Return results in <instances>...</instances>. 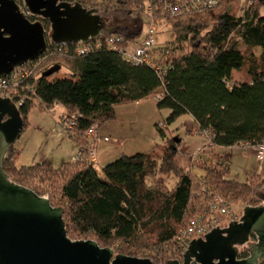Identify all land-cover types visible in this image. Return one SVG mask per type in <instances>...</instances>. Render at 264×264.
I'll list each match as a JSON object with an SVG mask.
<instances>
[{"label": "trees", "instance_id": "1", "mask_svg": "<svg viewBox=\"0 0 264 264\" xmlns=\"http://www.w3.org/2000/svg\"><path fill=\"white\" fill-rule=\"evenodd\" d=\"M77 1L86 8L95 6H88L86 0ZM144 1L98 3L101 9L129 11L135 16V32L120 25L113 30L131 40L144 30ZM224 1L201 12L164 17L176 35L159 62L165 67L164 77L156 67L127 62L105 41L91 53L78 55V43L49 40V46L59 52L47 54L35 68V98L48 107L64 106L67 116L74 119L67 135L81 147L87 145L86 133L93 123L102 125L115 118L116 105L139 101L162 88L163 97L157 106L170 110L168 124L190 114L193 120L185 122L187 130H207L208 147L225 149L223 154L214 155L212 164H196L206 176L194 178L191 170L195 158L179 151L174 141L163 155L155 151L157 145L149 152L124 154L101 170L89 160L87 151L78 161L57 168L49 159L18 166L20 150L12 146L4 170L12 180L40 195L48 194L53 205L64 207L70 238L96 240L102 247L129 256L151 258L153 252L165 247L174 254L175 235L208 206L214 195L235 199L253 192L250 182L230 178V148L239 141L264 140V15L260 12L264 0H258L257 6L242 16L228 6L221 8ZM41 21L50 32V22ZM55 65L66 67L72 77L49 79L45 72ZM246 65L250 78L232 84L234 70ZM34 102L28 99L20 107L24 127ZM157 127L165 137L160 124ZM158 169L178 178L173 188L150 182ZM195 189L202 193L194 195ZM248 254L239 252V257Z\"/></svg>", "mask_w": 264, "mask_h": 264}, {"label": "water", "instance_id": "2", "mask_svg": "<svg viewBox=\"0 0 264 264\" xmlns=\"http://www.w3.org/2000/svg\"><path fill=\"white\" fill-rule=\"evenodd\" d=\"M24 3L32 14L50 22V32L41 20H30L15 0H0V78L39 58L49 40L87 43L113 32L98 8H86L78 1ZM23 130L20 108L8 97H0V264H154L150 257L116 253L96 240L70 238L64 207L10 178L3 163ZM254 192L261 204L247 205L239 220L193 239L182 261L167 259L165 264H264V192ZM254 235L248 256L240 258L239 247Z\"/></svg>", "mask_w": 264, "mask_h": 264}, {"label": "rangeland", "instance_id": "3", "mask_svg": "<svg viewBox=\"0 0 264 264\" xmlns=\"http://www.w3.org/2000/svg\"><path fill=\"white\" fill-rule=\"evenodd\" d=\"M86 1L88 6L95 5L92 8H98L105 19H108L107 21L112 30H114L117 25L126 27L129 32H135L137 30V20L131 12L101 9V3L98 2H103V0H97V2L95 0ZM257 4L258 0H225L221 8L228 6L233 13L242 16L246 10H250L257 6ZM262 11H264V6H260V12ZM175 36L174 33L173 37L175 38ZM167 38H169V34H167L166 37L162 34L160 40H166ZM172 43L173 42L167 44L172 46ZM256 51L258 53L260 50L257 49ZM157 52L158 51H156V54H158ZM247 71V65L241 70H234L233 81L230 82L233 84L234 81L248 80L250 77ZM47 75L49 79H53L55 76L61 78L72 77L70 70L60 65L52 66L47 71ZM159 93H162V88L149 97L142 99L139 104L136 103V101L118 104L122 106L117 107L115 110V118L105 122L107 124L103 125L100 132L101 136H110L112 141L105 142L106 138H91V142L95 141L96 143L98 161L95 165L97 168L101 170L104 165L118 159L124 154L131 155L137 152H149L157 145L155 151L159 155H163L164 150L169 148L174 141L179 151L185 154H191L195 158L194 165L192 166L194 168L191 170L193 177L202 178L206 176V172L195 165L198 163L203 165L212 164L214 162V155L217 153L223 154L225 149L208 147L211 143L197 128H194L193 132L203 136L207 140V145L201 147L196 154L187 151L183 147L184 144L181 145V143H176L173 135L181 137L187 132L190 133L186 125L181 123L184 118H179L174 121L171 126H167V131L164 130V123L160 125V128L163 129L165 133V137L161 138L157 125L166 121L169 111L165 108H158V100L155 94ZM34 103L35 104L28 114L27 123L21 137L14 145L15 148L20 150V154L17 158V165L29 166L33 163L43 162L45 159H49L54 167H58L62 162H70L76 149L75 141L67 135V130L64 129L61 124L62 120L67 116L66 109L61 105L48 107L42 104L38 99ZM166 138L170 140L167 141ZM232 153L230 178H237L241 182H250L253 186V192H250L247 196L235 199L227 197V200L231 204L233 215L240 218L247 205H258L260 203L261 199L257 197L254 189H259L264 192V171L263 165L256 160L251 149H235L232 150ZM182 163L186 165V160H182ZM177 180L178 178L173 173H161L159 169L150 178V182L157 181L163 183L169 189L176 185ZM50 190L55 191L54 187H51ZM194 193V195L197 196L202 193V190L195 189ZM44 195L48 197V194ZM194 202H197V199L194 200ZM253 241L254 239L252 238L249 243L240 246L239 252L247 251L248 246ZM168 249V247H165L162 251L153 252V258L151 257V259L155 264H165L167 259H182V255L177 252V250L175 251L176 253L173 254L170 251L171 249Z\"/></svg>", "mask_w": 264, "mask_h": 264}, {"label": "built area", "instance_id": "4", "mask_svg": "<svg viewBox=\"0 0 264 264\" xmlns=\"http://www.w3.org/2000/svg\"><path fill=\"white\" fill-rule=\"evenodd\" d=\"M218 3L219 0H145L144 10L142 12L144 30L140 35L134 39L127 40L122 34L112 32L91 39L87 43H78L79 45L77 46L76 52L78 55L89 54L95 48L102 46L103 41H105L111 50L118 52L127 62L133 65L146 64L156 67L160 70L161 76L164 77L163 73L165 72V67H162L159 62L163 59L162 54L166 52V49L168 50V48H170V45L167 43L175 40L173 37L174 32L167 25L164 17L180 16L189 12H201L217 6ZM21 10L30 20H40L39 16H33L34 14H32L27 8L24 0ZM162 34L165 37L169 34V38L166 40H160ZM102 37L104 38L102 39ZM156 51H158V54H156ZM53 52H59V50L48 45L47 50L39 58L15 67L9 74L0 78V97H8L18 108H20L28 99L36 101V90L34 83L32 82L35 68L47 54ZM155 97L157 100H160L162 99L163 94H155ZM61 124L64 129L68 130L74 125V119L73 117L66 116ZM160 125H163V123ZM98 130V122L93 123L88 128L86 133L87 145L80 147L74 161H78L82 154L87 151L89 160L94 165L97 163L96 143L95 141L91 142V138L98 137ZM200 131L210 142L209 132L207 130ZM230 149H251L256 160L263 165L264 171V140L239 141ZM239 219V217L233 215L230 202L216 194L213 196L208 206L192 218L189 224L186 227L181 228L175 235L173 241L176 250L183 255L193 239L203 238L215 227L219 226L218 228H224L227 227L231 221Z\"/></svg>", "mask_w": 264, "mask_h": 264}, {"label": "crops", "instance_id": "5", "mask_svg": "<svg viewBox=\"0 0 264 264\" xmlns=\"http://www.w3.org/2000/svg\"><path fill=\"white\" fill-rule=\"evenodd\" d=\"M261 14L262 15H264V11H262L261 12ZM260 50V49H259ZM142 101V99L141 100H139V101H136V103H140ZM56 105H61V104H56ZM63 108H64V106L63 105H61ZM119 106H122V105H116L115 106V110L117 109V107H119ZM168 111H169V113H170V110L168 109ZM67 114V113H66ZM169 115V114H168ZM181 119H183L184 118V120H182L183 122H181V123H183V124H185V122L186 121H192L193 120V117L190 115V114H186V115H183V116H181L180 117ZM179 119V118H178ZM177 119V120H178ZM108 122V121H107ZM161 123H164L165 125H164V130H168V127L167 126H171L173 123H171V124H168L166 121L164 122H161ZM160 123V124H161ZM105 124H107V123H104V124H102V125H99V130H98V139L100 138H106L105 139V142H111L112 141V138L110 137V136H106V135H104V136H101V134H100V132H101V130H102V127H103V125H105ZM182 130H183V127H182ZM67 136V135H66ZM173 137H175L174 139H175V141H176V143H178V144H180L181 143V145L182 144H184V148L187 150V151H189L190 153H194V154H196L200 149H201V147H203V146H206L207 145V138L205 139L203 136H200V135H198L197 133H195V132H190V133H186V134H184V135H182L181 137H176L175 135H173ZM162 138V137H161ZM80 145L79 144H77L76 142H75V149H76V152H75V154H74V156H73V158H72V160L71 161H73L74 160V158H75V156H76V154L78 153V151L80 150ZM46 160V159H45ZM69 162V161H68ZM38 163V162H37ZM63 163H65V162H62L59 166H61ZM34 164V163H33ZM58 166V167H59ZM105 166V165H104ZM97 167V166H96ZM57 168V167H56ZM99 169V168H98Z\"/></svg>", "mask_w": 264, "mask_h": 264}, {"label": "flooded vegetation", "instance_id": "6", "mask_svg": "<svg viewBox=\"0 0 264 264\" xmlns=\"http://www.w3.org/2000/svg\"><path fill=\"white\" fill-rule=\"evenodd\" d=\"M18 4H19V6H20V8H21V6H22V4H23V0H15ZM73 2H76L77 0H72ZM33 16H40V15H33ZM40 20H43L44 18H42V17H40L39 18ZM262 203V201H260V203L259 204H261ZM182 259H183V255H182ZM182 259L180 260V261H182Z\"/></svg>", "mask_w": 264, "mask_h": 264}]
</instances>
